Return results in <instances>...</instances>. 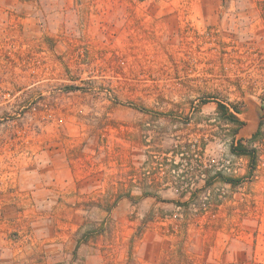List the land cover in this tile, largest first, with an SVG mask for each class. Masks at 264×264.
I'll return each mask as SVG.
<instances>
[{"label": "rangeland", "instance_id": "1", "mask_svg": "<svg viewBox=\"0 0 264 264\" xmlns=\"http://www.w3.org/2000/svg\"><path fill=\"white\" fill-rule=\"evenodd\" d=\"M40 44L76 48L59 90L37 83ZM217 101L240 108L254 169ZM204 168L238 181L204 191ZM0 264H264L257 0H0Z\"/></svg>", "mask_w": 264, "mask_h": 264}, {"label": "built area", "instance_id": "2", "mask_svg": "<svg viewBox=\"0 0 264 264\" xmlns=\"http://www.w3.org/2000/svg\"><path fill=\"white\" fill-rule=\"evenodd\" d=\"M68 38L69 39L62 44L64 47L71 48V47H75L78 45V44H75L74 40H71V36ZM80 46H83V47L81 48V51L75 55V57L77 58L78 64L85 62L86 68L82 70V74L84 75V79L89 83H92V82L98 83L100 81L104 82L105 81L104 79H106V75H104L103 71H101L98 68V65H100L101 62H97V60L95 58L96 55H94V56L89 55L90 49L85 43H81ZM55 48H57V47L56 46H54L53 48H49L47 46L44 47L42 44L37 46L38 51L35 54L36 64L34 66V72L37 71V80H38L37 83L48 82V84H50L52 90H59V89H57V86L54 83L59 79L57 77L51 76V75H53V69L59 68V65H60L59 58L64 59V56H68V55L70 58L73 57V54L76 51V48H74L71 53L69 51L65 50L64 48L62 49V47L59 44H58V48L60 50L59 49L56 50ZM83 48L85 49V51L87 53V57H85L83 55V52H82ZM32 49L33 48H26L25 50H27V53H30L32 51ZM6 55H8V54L6 53ZM4 56L5 55H3V57ZM93 57H94L93 61H95L97 64H93V62H92ZM183 63H184L183 64L184 69L189 70L188 72H191L192 66L194 64L192 62V60L191 59L185 60V62H183ZM199 64L204 65V60L201 62H197L194 65L197 66ZM73 65H75V62L73 63ZM197 68H198V73H200V74L204 73V66L197 67ZM79 72H80V70H79ZM48 118H49V120H53L54 117L51 114H48L47 119ZM57 121L61 122V119H59V120L57 119Z\"/></svg>", "mask_w": 264, "mask_h": 264}, {"label": "trees", "instance_id": "3", "mask_svg": "<svg viewBox=\"0 0 264 264\" xmlns=\"http://www.w3.org/2000/svg\"><path fill=\"white\" fill-rule=\"evenodd\" d=\"M257 1L259 2L260 7L264 8V0H257ZM239 113H240V108L233 103H227V102H222V101L216 102L217 119H219V121L221 122V125L232 127V137H231V141L229 142L230 152L236 156L246 157L247 161H248L247 163H248L250 169H254V167L256 166V160H257V154H256L255 149L253 147L247 145L246 143H244L243 140L237 138V134L239 132V129L244 124L243 121L238 116ZM258 131H259V128L257 129L256 132H254L251 135V138H249V140H248L249 142H251L252 139L256 138V136L258 135ZM186 146L188 147L189 144L186 143ZM184 159L188 163H190L191 157L186 156ZM175 168L177 169L178 166L175 165L174 167H172V170H175ZM211 172L212 171L209 168L203 169V173L206 175L205 176V182H204L203 187H202V189H204V191H206V189L210 185H213V179H215L216 177H221V179L226 183H233V182L238 181V180L233 179V178L228 177V176H220L219 172H215L214 174L209 175V173H211ZM184 175L187 178L194 176L193 172L190 171L189 169L187 171L185 170V171L181 172V176L183 177ZM195 196H196V194L194 193L193 197L191 196V198L194 199ZM207 198L208 197H206V199Z\"/></svg>", "mask_w": 264, "mask_h": 264}, {"label": "crops", "instance_id": "4", "mask_svg": "<svg viewBox=\"0 0 264 264\" xmlns=\"http://www.w3.org/2000/svg\"><path fill=\"white\" fill-rule=\"evenodd\" d=\"M133 129H134V127H133Z\"/></svg>", "mask_w": 264, "mask_h": 264}]
</instances>
